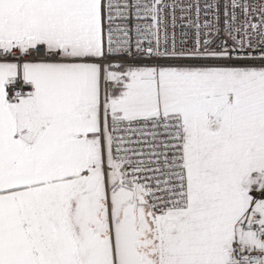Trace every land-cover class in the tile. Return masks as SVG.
Instances as JSON below:
<instances>
[{
    "label": "snow or ice",
    "instance_id": "snow-or-ice-1",
    "mask_svg": "<svg viewBox=\"0 0 264 264\" xmlns=\"http://www.w3.org/2000/svg\"><path fill=\"white\" fill-rule=\"evenodd\" d=\"M0 264H264V0H0Z\"/></svg>",
    "mask_w": 264,
    "mask_h": 264
}]
</instances>
